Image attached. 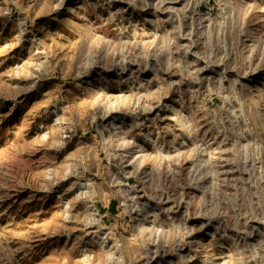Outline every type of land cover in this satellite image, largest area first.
Segmentation results:
<instances>
[{
  "label": "rangeland",
  "instance_id": "obj_1",
  "mask_svg": "<svg viewBox=\"0 0 264 264\" xmlns=\"http://www.w3.org/2000/svg\"><path fill=\"white\" fill-rule=\"evenodd\" d=\"M0 264H264V0H0Z\"/></svg>",
  "mask_w": 264,
  "mask_h": 264
}]
</instances>
